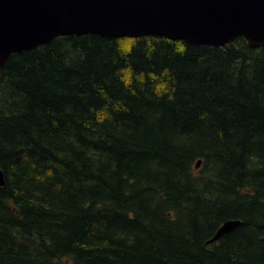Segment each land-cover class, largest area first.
Segmentation results:
<instances>
[{"label": "trees", "instance_id": "trees-1", "mask_svg": "<svg viewBox=\"0 0 264 264\" xmlns=\"http://www.w3.org/2000/svg\"><path fill=\"white\" fill-rule=\"evenodd\" d=\"M0 169V264H264V46L89 34L13 54Z\"/></svg>", "mask_w": 264, "mask_h": 264}, {"label": "water", "instance_id": "water-1", "mask_svg": "<svg viewBox=\"0 0 264 264\" xmlns=\"http://www.w3.org/2000/svg\"><path fill=\"white\" fill-rule=\"evenodd\" d=\"M89 34L214 47L244 37L251 47H263L264 0H0V68L13 54L59 37ZM240 225L239 220L225 222L209 243Z\"/></svg>", "mask_w": 264, "mask_h": 264}, {"label": "rangeland", "instance_id": "rangeland-1", "mask_svg": "<svg viewBox=\"0 0 264 264\" xmlns=\"http://www.w3.org/2000/svg\"><path fill=\"white\" fill-rule=\"evenodd\" d=\"M202 165V164H201ZM201 165H200V167H201ZM200 167L199 168H197V169H200ZM202 169V168H201ZM197 174H200L199 172L197 173ZM59 264H71V262L69 261V260H63V261H61Z\"/></svg>", "mask_w": 264, "mask_h": 264}, {"label": "bare ground", "instance_id": "bare-ground-1", "mask_svg": "<svg viewBox=\"0 0 264 264\" xmlns=\"http://www.w3.org/2000/svg\"><path fill=\"white\" fill-rule=\"evenodd\" d=\"M202 161V160H201Z\"/></svg>", "mask_w": 264, "mask_h": 264}]
</instances>
